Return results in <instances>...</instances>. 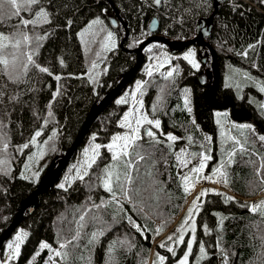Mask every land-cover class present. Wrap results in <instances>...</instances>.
Here are the masks:
<instances>
[{
  "label": "trees",
  "instance_id": "16d2710c",
  "mask_svg": "<svg viewBox=\"0 0 264 264\" xmlns=\"http://www.w3.org/2000/svg\"><path fill=\"white\" fill-rule=\"evenodd\" d=\"M41 7L48 13L49 22L41 21L22 31L33 38H44L38 45L34 39L26 45L22 43L20 53H31L36 64L48 68L51 75L29 65L27 75L14 83L0 70V91L4 93L0 103L3 125L0 127V160H7L0 165V235L14 218L21 201L48 176L76 139L89 113L135 64L134 48L153 33L151 19L154 16L160 19L157 33L173 39H188L195 36L198 20L209 17L216 8L214 0H163L158 7L152 0H40L31 11L22 10L20 17L0 22V33L11 35L16 31L12 25L18 24L21 18L35 19L34 13ZM261 8L264 9L261 0H221L206 37L217 53L221 69L227 76L238 75L240 88L242 84L246 88L239 97L231 86H225L229 83L221 76L213 99L221 101L225 94H231L235 102L252 110L255 123L231 120V110L229 115H221V122L217 121L215 108L206 98L213 77L209 47L200 48L195 44L199 54H206L208 60L203 61L201 57V66L193 68L181 55L188 47L175 53L163 42L149 43L144 48L146 57L156 54L158 62H163L166 51L175 57L171 77H167L168 72L157 70L146 76L141 71L143 64L128 83L142 80L139 94L144 99L145 111L160 121V128L153 131L158 143H155L152 158L139 164V180L133 185L139 192H131L129 202L118 191L116 200L123 205L121 210L97 179L100 169L113 163L111 153L104 146L125 130L120 120L129 102L124 99L126 103H117L118 96L95 118L60 180L33 200L32 212L25 211L14 232H24L27 236L20 245L19 256L9 264H44L49 249H41L42 243L68 252L66 260L55 256L57 264H89V260L90 264H109L110 259L115 264H147L151 258L156 261L157 254L166 258L164 264H176L186 252L184 248L193 224L196 242L189 264H223L222 251L227 253L228 264H264V244L260 239L264 236V217L244 207L259 204L258 201L241 199L223 190L209 191L200 198L199 210L189 219L188 210L193 201L182 212L189 194L183 190L184 174L176 158L179 150L187 146L190 154L204 152L213 157L206 171L211 172L223 163L226 184L235 192L255 196L264 187L261 183L264 172L260 176L256 174L264 157V141L259 140L264 135L261 128L264 127V92L256 82L264 77V10ZM111 16L122 18L119 27L113 26ZM94 17L109 23L118 43L109 50L97 44L86 53L78 30ZM125 26L128 36L120 44L126 35ZM244 52L247 56L242 55ZM20 59L26 62V56L21 55ZM95 73L96 83L91 79ZM245 73L247 76L242 77ZM185 96L191 113L185 107ZM241 125L251 127H239ZM37 131L41 132L36 141L42 144L43 154L40 170L33 169L32 173L39 175L25 179L21 175V163L25 153L31 150L30 141ZM147 131L143 129L139 133L142 137L139 143L152 150L154 141L146 135ZM167 131L174 133L177 140L169 141ZM237 140L244 146L243 154L235 144ZM88 141L92 146H102L97 164L87 169L88 175L83 180L78 175L69 183H61L65 174L76 170L78 151ZM4 143L9 145L6 151H2ZM26 143L29 147L23 148ZM233 149L236 154L229 162ZM149 171L151 176L147 174ZM154 179L159 183H153ZM61 184L64 188L59 187ZM207 189L210 188L203 190ZM226 197L233 199L226 202ZM81 215L85 216L83 228L80 227ZM129 217L140 226V231L129 222ZM186 219H189L188 224H184ZM182 225L185 243H178L181 233L177 229ZM168 229L154 242L155 235L161 236ZM77 231L79 239L73 240L66 249H60V244L72 240ZM100 232L103 234L89 244L92 233ZM168 236L173 239L169 241ZM120 242H124V246ZM161 243L166 246L161 248ZM200 243L208 253L205 259L197 258L201 256ZM4 247L5 244L1 251ZM169 247L174 249L175 255L168 252Z\"/></svg>",
  "mask_w": 264,
  "mask_h": 264
},
{
  "label": "snow or ice",
  "instance_id": "6c2138e0",
  "mask_svg": "<svg viewBox=\"0 0 264 264\" xmlns=\"http://www.w3.org/2000/svg\"><path fill=\"white\" fill-rule=\"evenodd\" d=\"M161 0H155V3L159 4ZM40 3V0H0V22L4 21L5 19H12L13 17H20L21 12L23 11H31L32 7L35 5H38ZM261 4H264V0H261ZM35 19H24L21 18L19 20V23L16 25H12L13 28L16 29L15 32H13L11 35H4L3 33H0V66H3L2 70L7 76L8 79L12 82H20L23 76H26L29 72V65L36 66L40 72L48 73L51 75V72L46 67H40L38 64H36V61L33 59V55L31 53H20L21 45L27 44L31 40H35L38 42L42 40L44 37L36 36V37H30L26 32L22 31V29H26L29 26L35 27L37 24H39L41 21L44 23H48V13L45 11L44 8H40L38 11L34 13ZM71 23V22H69ZM94 24L101 23L100 20L93 21ZM91 27V25L89 26ZM83 35V33L81 34ZM94 42V41H93ZM111 43L112 47H115V39L112 32H108L107 35L104 37V41L101 44V47H107V45ZM250 47H254L251 46ZM20 53V54H18ZM24 55L26 56V62L21 61L20 56ZM242 55L247 56V52L242 53ZM195 57V51L189 50L184 55V59L187 60L193 68H199V63L194 59ZM93 67H95V64H93ZM149 75H151V72H149ZM173 73L170 71L167 73V77H171ZM247 76V73H245ZM166 77V78H167ZM56 79H59V77H56ZM139 88V85H138ZM260 91L264 92V86L260 87ZM4 93L0 91V103H2ZM12 99H15L13 97ZM117 103H126V100L121 99L117 101ZM185 107L187 108V111L191 113L192 109L189 107V100L188 97L185 96ZM48 115L51 117L52 113L49 112ZM217 115H220L217 113ZM226 115V114H225ZM146 122L150 125H154L155 128H160V121L159 120H148L146 115H141L138 119L135 121V125L133 126L132 122L129 121L128 114L126 113L124 116L123 121L121 122V127H126L129 129L128 133H125L123 135H117L114 136L112 139V143L104 146L108 149V151L111 153V160L113 163L105 165L102 169H100L101 174L97 177V179L102 183V186L105 191L111 194L114 201H116L120 209L123 210V205L119 203L118 200H116L117 192L119 191L120 194L123 195L124 199L126 201H131V192H139L138 188H133V185L137 184V181L139 180V173H140V167L139 164L141 161L147 162L152 158L153 150L155 149V143H158L156 141V134L148 130L146 132V135L148 137L153 138V145L152 150L145 148L142 144L139 143V141L142 139L140 136V125ZM46 123V122H45ZM193 123L195 121L193 120ZM2 123H0V127H2ZM239 127L243 128H250V125H241ZM41 135L40 131H37L35 135L33 136L30 143L35 144L36 143V137H39ZM55 135V133H54ZM167 139L169 141H176L177 137L168 134ZM191 142V137L188 138ZM207 140H211V137H207ZM260 141H264V135H261L259 137ZM236 145H239V151L241 154L245 152L243 144L240 143V141H235ZM8 143L3 144L2 151H6L8 149ZM29 144H24L23 148H28ZM102 146L100 144H96L93 149L92 153L93 155L86 161V168L82 175H80V179L83 180L84 176L88 175L87 169L92 168L94 164H97V159L100 158V152L99 149ZM210 151V150H209ZM88 150H85V153L87 154ZM235 149H233L232 152L229 153V162H231V157L234 156ZM185 155L184 150H181L180 154H177V161L179 164L183 167H188V165L191 163L188 159H183L182 156ZM193 158H195L197 155L200 157L199 162L197 165L191 167L189 169L188 173H185L182 177V184H183V190L185 193L190 194L191 190L195 188L196 183H198L200 180H208L212 181L213 183H227V173L224 172L222 169L224 167L223 163H221L220 167H217L212 170L211 175H204V169L207 167V161L213 159V157L209 154H206L204 152L201 153H191L190 154ZM7 160H0V165L6 164ZM249 163L255 164V161H249ZM99 167V165H97ZM264 172V157L261 158V162L259 164V167L256 170V174L260 176ZM134 173L136 175H134ZM149 176L152 175V172L149 171L147 173ZM39 175L38 173L36 174ZM214 177H217V179H214ZM27 179V177H25ZM153 183H159V181L153 180ZM261 183L264 184V179L261 180ZM60 188H64V184L59 185ZM209 191H214L211 189L207 190H201L195 197V199L192 202L191 207L189 208V219L191 218L194 211L199 210V203L200 198L203 196H206ZM219 194V193H217ZM233 199L232 197H226V202ZM95 207L99 208L100 205H95ZM244 207H248L250 211L252 212H258L261 217H264V201H261L259 204H253L251 206L244 205ZM93 220H96V217H92ZM129 222L133 224V226L137 229V231H140V226L135 224V221L131 219V217L128 218ZM189 219H186L184 221V224L189 223ZM223 217L221 218V222L223 221ZM80 227H84V221L85 216L81 215L80 217ZM162 230V229H160ZM158 230V231H160ZM178 232L181 233L178 239V243H185L184 237H183V225L181 228L177 229ZM192 236L191 239H189L186 242L187 251L184 253L183 258L178 261V264H189V256L192 253L193 244L196 242V228L193 224V227L191 229ZM205 231H207V228L205 227ZM103 232L100 233H92V239L89 241V244H91L93 241H95L98 237V235H102ZM27 236V233L21 232L18 233L15 237L14 243H9L7 245V248L11 250V254L6 258H0V264H9V262L14 259L15 257L19 256L20 254V245L23 242L24 237ZM80 237V232L77 231L75 236L72 238V240H67L64 243L60 244V249H66L69 244L73 242V240H77ZM167 239L171 241L173 239V236H168ZM262 244H264V236L260 237ZM121 246H124V242H120ZM165 243H161L160 247H165ZM41 249H49L50 251H54V255L56 257H63L65 260L68 257L67 251H61V250H53L51 249V246L47 243H42L40 245ZM168 252L175 255V251L173 248L169 247ZM111 251V247H110ZM199 252L201 254L200 259H205L208 255V253L205 250V246L203 243L199 244ZM39 255V253H37ZM221 255L223 257V264H228V257L227 253L222 251ZM164 256H160L157 254V260L153 262V264H164L165 261ZM49 260L52 261V264H56L55 260H53L52 257H49ZM90 264V260H89ZM109 264H115V262L110 259ZM146 264V262H145Z\"/></svg>",
  "mask_w": 264,
  "mask_h": 264
},
{
  "label": "rangeland",
  "instance_id": "374dc122",
  "mask_svg": "<svg viewBox=\"0 0 264 264\" xmlns=\"http://www.w3.org/2000/svg\"><path fill=\"white\" fill-rule=\"evenodd\" d=\"M96 20H100L101 23L99 24H94L93 21ZM107 22L101 18V17H94L92 19H90L85 25H83L79 30H78V36L79 39L82 43V46L85 50L86 53H89L91 48H94V46H96L97 44H102V42L104 41V37L107 35L108 32H112L114 39H115V46L118 43L117 40V35L115 32H113V30L111 31V26H109V23L107 24ZM91 25V27H89ZM83 33V35H81ZM94 41V42H93ZM111 43H109L107 45V47H103L104 50H109L111 48ZM189 50H194L195 51V57L194 59L199 63V65L201 66V57H206L207 59V55L205 54H199L197 46L195 44L190 45L185 51H183L181 53L182 56H184L187 52H189ZM175 57V55H171V52L166 51V56L164 57L163 62L160 61L158 62V56H156V54H148L147 55V59L141 69L142 73L144 75H149V72H152L154 70L160 71V72H172V70L174 69V65L172 64V58ZM167 65V67H165ZM199 66V67H200ZM99 76V75H98ZM213 76V75H212ZM221 76L224 77V81L227 82L229 84H226L225 86H231L235 92H237V95L240 97L241 94H244L243 91L244 89L246 90V88H244L245 84H242L241 88H240V82H239V77L238 75L235 76H227L226 71L223 70V68L221 69ZM96 77H97V73L93 74V76H91V79L93 80L94 83H96ZM242 77H245V74L242 75ZM241 78V77H240ZM213 79V77H212ZM212 82V81H211ZM232 82V84L230 83ZM257 85L259 87L264 86V77H260V79L256 80ZM142 84V80H135L133 81L130 85H128L126 87V89L124 90V92L122 94L119 95V97L117 99L121 100V99H126L129 102V107L128 109L123 113L122 117H121V122L124 119L125 114H128L129 117V121L132 122L133 126L135 125V121L136 119H138L141 115H146L148 120H158L157 118L149 115L146 111H145V107H144V99L142 98V96L139 94L140 91V86ZM139 85V88H138ZM228 94V93H227ZM215 115H216V119L218 122H221V115L226 114L229 115V109L228 108H217L214 110ZM217 113H219L220 115H217ZM231 120L234 121V119L232 118ZM236 122V121H235ZM140 132L143 129H147V130H151L154 131V129H157L154 127V125H150L146 122H143L140 126ZM129 129L125 127V130L122 133H119L117 135H123L125 133H128ZM166 134H171L174 136V133H172L171 131H167ZM116 135V136H117ZM94 146H92V144L88 141L87 143H85L78 151V161H77V167L76 170L74 171V173H67L63 176V179L61 181V183H69L71 182L76 176L81 175L86 168V161L93 155L92 153V149ZM88 150L87 154L85 153V150ZM184 150L185 155L182 156L183 159H188L191 161V163L188 165V167H183L182 166V170H183V174L188 173L189 169L195 165L198 164L200 157L196 156L195 158H192L190 156L189 153V149L187 148V146H183L179 152L177 154L181 153V150ZM43 154V147L42 144L38 143L36 141L35 144H32V148L29 152L25 153V160L24 162L21 163V170L22 173L21 175L23 177H27V178H31L32 176H36L34 175L33 169H38L40 170V159L41 156ZM207 154V153H206ZM208 163V161H207ZM204 175H211L212 171H206V168L204 169ZM214 179H217V177H214ZM205 187H209L212 190H223L226 191L224 187L225 186L222 182H218V183H213L212 181H208V180H200L198 183H196L195 185V190L196 193L190 197V194L188 196L187 202L185 204V207L182 209V212L185 209L189 208L190 203L195 199L196 195L203 190ZM192 191V190H191ZM193 191V192H194ZM227 193V191H226ZM241 198L243 199H255V201H258V203H260L261 201H264V187L259 191V193L253 197L251 196H244L239 194L238 192H236ZM180 217V215L175 217V220H178ZM188 218V217H187ZM18 234V232H14L11 237L5 242V247L4 249L0 252V258H6L11 254V250H9L7 248V245L9 243H14L15 241V237ZM161 236H154L153 240L154 242H158L160 240ZM50 245V244H49ZM51 249L53 250H57L56 247H54L53 245H50ZM49 257H52L53 260H55V255H54V251H50L49 250V255L46 257V259L44 260V264H52V261L49 260ZM183 258V255H181L176 261V264H178V261L180 259ZM198 259L200 258V256L197 257ZM56 262V260H55ZM153 262V258H151V260L147 263V264H152ZM57 264V262H56Z\"/></svg>",
  "mask_w": 264,
  "mask_h": 264
},
{
  "label": "water",
  "instance_id": "95a60500",
  "mask_svg": "<svg viewBox=\"0 0 264 264\" xmlns=\"http://www.w3.org/2000/svg\"><path fill=\"white\" fill-rule=\"evenodd\" d=\"M163 0L159 4L155 3V0H152L153 5L158 7L162 3ZM221 0H214V4L216 6L213 14L209 17H201L198 20L196 34L195 36L188 38V39H173L169 36L162 35L157 33V29L159 27V17L154 16L150 21V30L153 32L151 35L143 39L137 47L134 48L136 52V61L135 64L121 77L118 83L108 92L105 96L99 101V103L93 108V110L89 113L80 133L77 135L76 139L73 143L69 146V148L65 151L64 155L59 159L58 163L54 167V169L46 176L45 178L41 179L38 182V185L21 201V204L12 219V221L8 224L5 230L0 235V251L4 246L5 242L8 238L12 235L14 230L20 224L25 211L32 212L34 210V203L33 200L37 198L40 194L46 192L50 187L55 185L61 178L64 170L66 169L68 163L72 155L77 150L80 143L83 141L84 137L88 133L91 124L95 120V118L103 112L106 107L114 101L123 91V89L127 86L129 81L134 77L136 72L142 66V64L146 60V55L144 52V48L153 41H159L167 44L174 52H180L181 50L189 47L194 43H198L199 47L202 48L204 45L209 47L211 58H212V71H213V79L211 86L206 91V98L208 103L213 108H228L231 107V115L235 121L244 122V121H253V113L252 110L241 106L238 107L235 100L233 99L231 94H227L222 102H217L213 99V93L219 86V79H220V64L218 61V56L214 47L210 44V42L206 39V37L210 34L211 30V20L213 18L214 13L217 11V4ZM123 21L122 18L119 19ZM117 17H111V23L114 26H117L119 23ZM124 23V22H123ZM126 27V26H125ZM128 36V29L126 27V35L121 40V44L124 43L125 39ZM203 61H206V57H203ZM264 129V128H263ZM163 234L162 236H164Z\"/></svg>",
  "mask_w": 264,
  "mask_h": 264
},
{
  "label": "flooded vegetation",
  "instance_id": "af4514ba",
  "mask_svg": "<svg viewBox=\"0 0 264 264\" xmlns=\"http://www.w3.org/2000/svg\"><path fill=\"white\" fill-rule=\"evenodd\" d=\"M120 24H121V21H119V23H118L117 26H115V27H119ZM120 44H121V41H120ZM194 44L199 45L198 43H194ZM173 52H174V51H173ZM211 65H212V64H211ZM138 71H139V70H138ZM210 86H211V84H210ZM218 89H219V88H218ZM215 91H217V89H216ZM215 91H214V92H215ZM225 95H226V94H225ZM225 95L221 98V101H223V99L225 98ZM217 101H219V100H217ZM219 102H220V101H219ZM236 103H237V101H236ZM237 106H238V107H241L242 105H240V104L237 103ZM215 109H217V108H215ZM228 109L231 110V107L229 106ZM254 121H255V120H253V121H251V122L255 123ZM261 128H262V131H263V133H264V129H263L264 127H261ZM191 236H192V233L190 234L188 240L191 239ZM184 249L187 251V247H186V246H185ZM189 257H190V256H189Z\"/></svg>",
  "mask_w": 264,
  "mask_h": 264
},
{
  "label": "bare ground",
  "instance_id": "6f19581e",
  "mask_svg": "<svg viewBox=\"0 0 264 264\" xmlns=\"http://www.w3.org/2000/svg\"><path fill=\"white\" fill-rule=\"evenodd\" d=\"M156 7V6H155ZM160 20V19H159ZM175 53H178V52H175ZM140 69V68H139ZM220 70H221V67H220ZM220 77H221V74H220ZM211 84H212V82H211ZM220 87V79H219V86H218V88ZM217 88V89H218ZM229 94V93H228ZM227 95V94H226ZM225 95V96H226ZM233 97V96H232ZM234 99V98H233ZM224 100V99H223ZM235 100V99H234ZM217 101V100H216ZM217 102H219V101H217ZM220 102H222V101H220ZM232 116V115H231ZM195 190V189H194ZM194 190H192L191 191V194H190V197H192L195 193H196V191H194ZM194 191V192H193ZM240 194V193H239ZM238 194L235 192L234 193V196H236V197H239V196H237ZM251 197H253V196H251ZM239 198H241V197H239ZM241 199H243V198H241ZM249 199V198H248ZM118 236V235H117Z\"/></svg>",
  "mask_w": 264,
  "mask_h": 264
},
{
  "label": "built area",
  "instance_id": "2783aa9c",
  "mask_svg": "<svg viewBox=\"0 0 264 264\" xmlns=\"http://www.w3.org/2000/svg\"><path fill=\"white\" fill-rule=\"evenodd\" d=\"M262 10H264L263 8H261ZM225 190L227 191L228 194L234 195L235 191H233L230 187H224Z\"/></svg>",
  "mask_w": 264,
  "mask_h": 264
},
{
  "label": "crops",
  "instance_id": "0c3cea01",
  "mask_svg": "<svg viewBox=\"0 0 264 264\" xmlns=\"http://www.w3.org/2000/svg\"><path fill=\"white\" fill-rule=\"evenodd\" d=\"M174 221H176V220H174ZM170 229V228H169ZM169 229L168 230H166V231H164V233H167L168 231H169Z\"/></svg>",
  "mask_w": 264,
  "mask_h": 264
}]
</instances>
